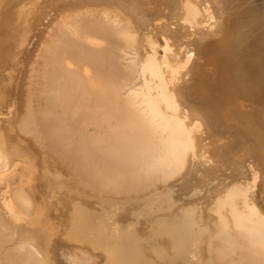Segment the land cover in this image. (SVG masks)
Listing matches in <instances>:
<instances>
[{
	"label": "bare ground",
	"instance_id": "6f19581e",
	"mask_svg": "<svg viewBox=\"0 0 264 264\" xmlns=\"http://www.w3.org/2000/svg\"><path fill=\"white\" fill-rule=\"evenodd\" d=\"M40 8L0 81V264H264V0Z\"/></svg>",
	"mask_w": 264,
	"mask_h": 264
},
{
	"label": "rangeland",
	"instance_id": "374dc122",
	"mask_svg": "<svg viewBox=\"0 0 264 264\" xmlns=\"http://www.w3.org/2000/svg\"><path fill=\"white\" fill-rule=\"evenodd\" d=\"M22 1V2H21ZM20 2L19 1H17V0H14L13 2H11V4L10 5H12V8L14 9V12H16V16H17V18L15 19V23H16V25H15V23L13 24V25H15V26H13V27H11V25L12 24H10V25H8V23H7V25H2V28L0 27V38H2V37H6L7 36V41H5L4 43H3V45L5 46V48H4V51H3V53L2 54H5L4 56H5V58H4V60L5 61H3V63L1 64L2 65V67L0 68V81H1V85H2V87H3V89L5 90V88H6V86L7 85H13V83H14V81H15V79H16V76H17V72H18V70H19V66H20V62H19V60H20V58H22V57H24V55L26 56V54H27V52L29 51V48L31 49L32 47V42H30V44L28 45V41L26 40V49H24V48H21L20 47V45H18L20 42L18 41V36H19V34L18 33H20L21 32V30H22V28L24 29L25 28V22H26V20L30 17V15L31 14H34L38 9L39 10H41L40 12H42L43 11V15L45 14L46 15V17L43 19V22H45L46 23V20L47 21H50L51 19V15L54 13L53 12V10H52V12L50 11V13L48 14V10L47 11H44V10H46L45 8H44V10L43 9H41L40 7H41V5L45 2V0H21ZM44 1V2H43ZM103 1H106V0H103ZM141 1H144V0H141ZM43 2V3H42ZM118 2V1H117ZM119 2H121L122 4L124 3V2H122V1H119ZM28 3V4H27ZM31 4V5H30ZM38 4V5H37ZM14 6V7H13ZM20 6H21V8H20ZM23 6V7H22ZM34 6V7H33ZM18 7V8H17ZM36 7H37V9H36ZM21 10H20V9ZM29 8V9H28ZM12 9V10H13ZM20 11V12H18V11ZM35 11V12H34ZM33 12V13H32ZM39 12V13H40ZM47 12V13H46ZM19 14V15H18ZM44 15V16H45ZM50 15V16H49ZM45 20V21H44ZM25 21V22H24ZM4 26V27H3ZM23 26V27H22ZM13 28V29H12ZM19 28V29H18ZM7 29H8V31H7ZM5 32V33H4ZM3 33H4V35H3ZM14 33V34H13ZM9 37V38H8ZM9 43H13V47L11 48V45L9 44ZM19 48H21V50L19 49ZM28 48V49H27ZM10 49V50H9ZM24 49V50H23ZM28 50V51H27ZM23 51V52H22ZM20 53V54H19ZM21 57H20V56ZM23 55V56H22ZM0 56H1V54H0ZM200 59H198L197 61H199ZM196 61V62H197ZM8 62V63H7ZM197 65H199V62H197ZM5 68V69H4ZM16 69V70H15ZM197 70V69H196ZM16 72V73H15ZM12 73V74H11ZM4 76V77H3ZM196 76H198L199 77V73H197V75H195L194 77H196ZM6 77V78H5ZM2 78V79H1ZM10 92V91H9ZM11 93V92H10ZM6 94V98L3 96V95H5ZM5 99V101H7L8 103L7 104H4V105H6V106H4V105H0V120H2V121H5L6 120V118L8 117V116H10V114H12V112H13V109H14V107H13V104L11 105V102H14L13 101V99H12V96H11V94H8V92H5V91H3V93H2V96H0V100H2V99ZM202 96L200 95L199 97H197L196 99H194L195 101H202L203 102V100H202ZM245 100H244V97L242 98V99H240V101L238 102V104H241V105H243V104H246V102H244ZM1 104V103H0ZM232 106V104H229V106L228 107H226V108H230ZM255 107H257L256 105H255ZM221 110V109H220ZM215 114L214 115H216V119H215V121L216 122H220L219 124L222 126L221 127V129L222 130H225V131H229V130H233V131H237V130H241V133L242 134H244L245 136H248L249 137V135H247L246 133H247V131H245V129H244V126H242L241 124H238V125H236V124H234V126H233V123H232V121L231 120H228L225 116H224V113L222 114V115H220L219 114V116H218V113L217 112H214ZM219 126V125H218ZM220 127V126H219ZM244 130V133L242 132ZM246 132V133H245ZM257 132V131H256ZM233 140H235V139H231V142L233 143V142H235V141H233ZM237 140H239V139H237ZM257 147L259 148L260 147V144H259V141H257ZM64 244V246H60V247H56L57 248V250H59V251H61V252H67V253H69L70 254V257L72 258V256H74V257H77V255H75V254H73V251H72V246L70 245V244H68V243H63ZM68 246V247H67ZM79 247V246H78ZM73 254V255H72ZM91 257V256H93V254L92 253H89L88 252V255H87V257ZM73 257V258H74ZM68 264H70V263H68ZM72 264H74V263H72ZM82 264V263H81Z\"/></svg>",
	"mask_w": 264,
	"mask_h": 264
}]
</instances>
